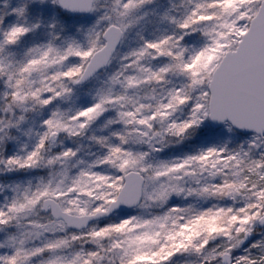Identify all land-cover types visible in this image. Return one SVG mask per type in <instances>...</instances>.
<instances>
[{"label": "snow or ice", "instance_id": "1", "mask_svg": "<svg viewBox=\"0 0 264 264\" xmlns=\"http://www.w3.org/2000/svg\"><path fill=\"white\" fill-rule=\"evenodd\" d=\"M0 264H264V0H0Z\"/></svg>", "mask_w": 264, "mask_h": 264}]
</instances>
